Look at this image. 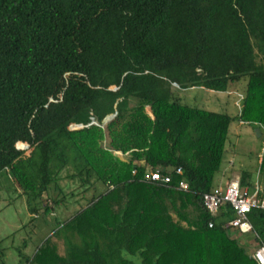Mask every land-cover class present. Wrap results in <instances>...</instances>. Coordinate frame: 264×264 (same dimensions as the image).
<instances>
[{"label": "trees", "instance_id": "16d2710c", "mask_svg": "<svg viewBox=\"0 0 264 264\" xmlns=\"http://www.w3.org/2000/svg\"><path fill=\"white\" fill-rule=\"evenodd\" d=\"M244 82L236 116L176 94L227 93ZM236 119L264 129V0H0L8 192L21 190L31 213L45 216L69 196H50L68 167L66 177L106 186L60 221L27 264H139L128 255L140 264H257L225 228L231 205L212 216L204 204ZM157 169L172 181L145 179ZM240 181L255 188L247 170ZM249 219L264 243V209ZM59 233L65 253L53 241Z\"/></svg>", "mask_w": 264, "mask_h": 264}, {"label": "rangeland", "instance_id": "374dc122", "mask_svg": "<svg viewBox=\"0 0 264 264\" xmlns=\"http://www.w3.org/2000/svg\"><path fill=\"white\" fill-rule=\"evenodd\" d=\"M245 85V82L240 83L227 93L194 87L179 91L176 89V94L183 99V103L193 107L236 116L240 111ZM146 110L150 114L151 105H147ZM261 130L260 135L257 128L254 129V125L239 119L231 123L221 169L215 176V188L225 187L223 171L228 169L239 177L242 170L251 172L254 184L264 189V178L260 174L261 158L264 152V129ZM73 172L72 167L66 168L61 173L59 187H51L50 196L61 197L64 194L69 196L61 201L54 211L45 216L42 214L44 210L42 208L38 216L31 213L27 196L21 195V190L8 192L9 184L0 175V264H27L39 246L57 231L60 221L69 218L76 209L85 207L89 199L105 190L106 186L100 181L94 186L83 185L80 177H66ZM51 200V197H43L42 201L50 205ZM232 236H235V233ZM246 239L248 242H253V237L249 234L240 236L238 240L250 253L255 244L252 246L250 243L245 244ZM53 241L58 242L60 251L65 253L66 246L62 233L53 237ZM128 257L141 263L139 256L128 255Z\"/></svg>", "mask_w": 264, "mask_h": 264}, {"label": "built area", "instance_id": "2783aa9c", "mask_svg": "<svg viewBox=\"0 0 264 264\" xmlns=\"http://www.w3.org/2000/svg\"><path fill=\"white\" fill-rule=\"evenodd\" d=\"M116 154L124 156L120 151H116ZM181 172V168H178L177 173ZM145 179L154 182L170 183L172 175L170 172L163 173L157 169L146 172ZM180 188L187 189L188 182L180 181ZM261 191L262 189L256 184L253 189L242 187L240 177L236 175L227 182L225 187L219 186L212 192L204 195V204L212 216H218L222 207L226 204L231 205L234 216L225 224V228L230 235L233 233H237L239 236L249 234L250 237H253V242L249 240L250 242H247V244L250 243L251 246L255 244V246H252L250 255L257 264H264V243L257 240L258 234L253 228L249 214L253 208L259 207L264 209V195L260 196ZM209 226L213 227L214 222H210Z\"/></svg>", "mask_w": 264, "mask_h": 264}, {"label": "water", "instance_id": "95a60500", "mask_svg": "<svg viewBox=\"0 0 264 264\" xmlns=\"http://www.w3.org/2000/svg\"><path fill=\"white\" fill-rule=\"evenodd\" d=\"M115 89V88H114ZM150 115L154 118V114H153V112H151L150 113ZM116 116V112L114 113V114H110V115H108V116H106V118L104 119V124H106V123H108L110 120H112L114 117ZM82 127H84V125L83 124H74V125H71V128H73V129H77V128H82ZM257 131L260 133V135H261V130H260V128H257ZM19 149H20V147H18Z\"/></svg>", "mask_w": 264, "mask_h": 264}, {"label": "crops", "instance_id": "0c3cea01", "mask_svg": "<svg viewBox=\"0 0 264 264\" xmlns=\"http://www.w3.org/2000/svg\"><path fill=\"white\" fill-rule=\"evenodd\" d=\"M254 129H256V128H254ZM261 134H262V132H261ZM234 174H235L234 172H232V171H230V170H228V169H224V171H223V177H224V179H225L224 182L227 184V182H229L230 179H231L233 176H235ZM224 182H223V183H224ZM226 184H225V185H226ZM235 235H238V237L240 238L239 234L235 233ZM230 236H232V235H230ZM247 239H248V238H247ZM247 239L245 240L246 243L248 242Z\"/></svg>", "mask_w": 264, "mask_h": 264}, {"label": "clouds", "instance_id": "9594fccd", "mask_svg": "<svg viewBox=\"0 0 264 264\" xmlns=\"http://www.w3.org/2000/svg\"><path fill=\"white\" fill-rule=\"evenodd\" d=\"M72 129H73V128H72ZM260 130H261V129H260ZM261 132H262V130H261ZM20 149H22V148H20ZM235 176H236V175H235ZM233 177H234V176H233ZM233 177H232V178H233Z\"/></svg>", "mask_w": 264, "mask_h": 264}]
</instances>
